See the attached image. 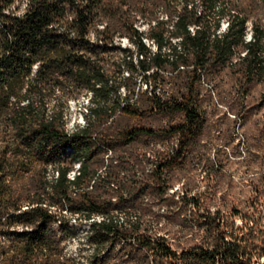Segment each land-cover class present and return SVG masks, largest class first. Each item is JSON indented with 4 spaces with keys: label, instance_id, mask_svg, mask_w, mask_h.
Instances as JSON below:
<instances>
[{
    "label": "trees",
    "instance_id": "trees-1",
    "mask_svg": "<svg viewBox=\"0 0 264 264\" xmlns=\"http://www.w3.org/2000/svg\"><path fill=\"white\" fill-rule=\"evenodd\" d=\"M261 7L264 0H0V264H253L245 220H214L212 246L178 252L150 218L188 201L169 193L165 173L182 165L204 127L203 78L237 58L248 84H264ZM168 67L187 76L179 100L158 93ZM139 75L151 94L145 108L130 98ZM80 96L85 124L70 132L68 102ZM172 116L179 120L152 125ZM174 137L171 154L165 143ZM139 143L163 146L145 150L143 161H156L149 174L131 177L122 150ZM72 158L81 162L74 176ZM71 217L90 223L87 258L64 253Z\"/></svg>",
    "mask_w": 264,
    "mask_h": 264
},
{
    "label": "rangeland",
    "instance_id": "rangeland-1",
    "mask_svg": "<svg viewBox=\"0 0 264 264\" xmlns=\"http://www.w3.org/2000/svg\"><path fill=\"white\" fill-rule=\"evenodd\" d=\"M255 19L264 24V7L255 13ZM252 21L248 22L247 38L251 39ZM226 27V22H223ZM141 28L148 31V26ZM154 51L155 46L148 41ZM122 48H130L127 39L121 40ZM121 50L109 52V56L120 57ZM129 55V53H128ZM136 55V54H135ZM237 58L228 66L211 71L203 78L199 85L198 112L204 127L197 136L190 151H186L179 162L165 173L169 193H185L188 201L181 202L179 198L174 204L172 212L150 218L152 228L165 236L178 252L193 248H208L214 243V233L208 231L209 224L214 220L235 222L242 227V220L249 224L246 231L252 246L250 248L253 264L264 263V84L254 82L248 84L242 77L241 65ZM237 62V63H236ZM139 74V73H138ZM186 74H178L168 67L162 72L158 93L164 99L179 100L186 92ZM145 84L141 83L139 75L135 95L130 98L138 106H148V97L144 94ZM122 98H126L121 90ZM126 100V99H125ZM66 111L67 129L70 132L82 128L85 124L88 98L80 96L70 99ZM179 117L172 116L152 121L155 127H163L176 123ZM125 118L119 119L120 125H125ZM162 144L142 143L122 150L127 160L134 167L130 175L137 177L143 171L149 174L156 164L155 160L143 161L145 150L154 152ZM179 139L174 137L165 143V148L175 154L178 151ZM107 151V149H105ZM70 150L69 154H73ZM112 153L109 152L106 158ZM149 155V154H148ZM101 158V157H100ZM74 176L80 167V159H71ZM100 161L93 167L101 174L105 168L100 167ZM139 172V173H138ZM51 175L53 171L50 172ZM191 200H197V209ZM152 206L157 209L159 201L154 200ZM70 231L62 244L64 253L68 256L89 257L91 247L88 243L90 223L82 222L78 217L70 218ZM58 228V226H55Z\"/></svg>",
    "mask_w": 264,
    "mask_h": 264
},
{
    "label": "water",
    "instance_id": "water-1",
    "mask_svg": "<svg viewBox=\"0 0 264 264\" xmlns=\"http://www.w3.org/2000/svg\"><path fill=\"white\" fill-rule=\"evenodd\" d=\"M264 264V263H263Z\"/></svg>",
    "mask_w": 264,
    "mask_h": 264
}]
</instances>
